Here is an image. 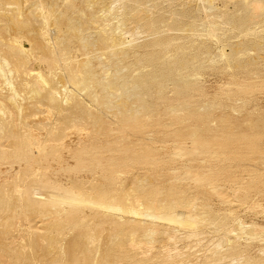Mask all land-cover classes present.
I'll list each match as a JSON object with an SVG mask.
<instances>
[{
    "label": "rangeland",
    "instance_id": "1",
    "mask_svg": "<svg viewBox=\"0 0 264 264\" xmlns=\"http://www.w3.org/2000/svg\"><path fill=\"white\" fill-rule=\"evenodd\" d=\"M125 1L0 0V71L5 70L2 75L7 74L8 80L5 76L1 80L0 74V106L7 111L13 109V115H19L20 139L40 134L42 130L60 131L56 137L65 139L63 132L70 128V123L76 127L85 121L83 109L74 107L75 101L71 98L74 97L90 108L89 125L95 136L105 141L102 153L89 154L86 163L66 174L26 171L12 177L18 176L19 183L24 178L39 177L56 182L86 175L90 178L86 186L99 189V195L106 194V203L124 209L119 214L114 212L110 217L114 220L108 221L92 214L39 215L35 225L39 222L38 228L42 231L33 236V241L14 250L0 245V255L4 257L0 264H204L207 258L205 263L215 259L208 264H234L233 261L264 264V83L251 79L249 47L253 41L249 40L248 28L240 29L234 20L247 14L245 8L242 13L234 14V4L242 0H214L219 7L225 1L230 2L227 11L231 10L225 19H229V24L217 30L211 27L210 14L204 12L199 0ZM130 2L142 3L138 8H145L138 12L135 4L131 10ZM124 3L127 10L122 6ZM110 8L111 13L105 11ZM132 11L148 18L159 15L170 23L177 19L182 30L148 35L141 23L127 24L131 17L128 13ZM124 18L128 20L123 21ZM202 20H208V24ZM166 25L162 24V30H167ZM111 29H116L119 40L122 34L120 42L127 43L123 47L131 52L120 69L110 62L112 52L107 47L112 45L99 43L94 37L89 43L84 41V37L97 36L101 30L108 34L115 32ZM139 32L142 34H136ZM144 36L148 39L159 36L167 43L160 47L147 46L154 39L148 41ZM258 42L264 44L262 40ZM143 43L146 47L141 46ZM155 56V66H160L163 58L170 61L171 80L156 69L143 88L112 86L113 80L122 87L135 78L143 79L141 74L127 72L130 61L137 62L139 57L146 66L147 60ZM261 56L264 63V53ZM72 62L82 64L74 68L70 66ZM26 67L31 69L25 70ZM33 69L44 75L47 82L37 74L32 75ZM121 69L122 75L128 73L124 80L115 78ZM73 73L78 77L76 80ZM6 82L13 88L6 87ZM162 82L160 93L156 84ZM63 99L69 102H62ZM253 101H258L259 107ZM63 106L72 108L65 112ZM11 120L16 123L13 116ZM101 127L105 130L98 133ZM95 158L102 161L95 163ZM12 188L13 184H8L5 189ZM156 206L166 208L162 213H180L186 218L191 216L190 212L193 218L199 215V224L177 226L136 217L130 212H152ZM83 209L97 208L85 206ZM225 217L230 218L227 223L222 222ZM9 221L2 222L0 229L10 236L19 234L29 224L22 216ZM242 222L255 227L243 232ZM160 224L164 229H157V226L162 228ZM147 227L160 233L151 236ZM229 227L238 230L229 235L226 231ZM213 253L220 255L215 258Z\"/></svg>",
    "mask_w": 264,
    "mask_h": 264
},
{
    "label": "bare ground",
    "instance_id": "2",
    "mask_svg": "<svg viewBox=\"0 0 264 264\" xmlns=\"http://www.w3.org/2000/svg\"><path fill=\"white\" fill-rule=\"evenodd\" d=\"M116 1V0H113ZM121 1V0H120ZM125 1V0H122ZM129 1V0H127ZM133 1V0H132ZM131 1V2H132ZM138 1V0H136ZM148 1V0H146ZM145 1V2H146ZM151 1V0H150ZM149 1V2H150ZM156 1V0H155ZM154 1V2H155ZM158 1V0H157ZM201 2L202 5V9L204 10V12H206V14L208 15V13L210 14L208 16V18H210V25L214 30H217L219 27L223 28V25H227L229 24V19L225 20L226 18H229V14L231 13V10L227 11V4L230 2L225 1V3L223 4V7H219L214 0H199ZM229 1V0H228ZM234 1V0H233ZM240 1V0H239ZM238 1V2H239ZM118 2V1H117ZM130 2V9L131 6L135 5L136 3L132 4ZM115 3V2H113ZM125 3L128 5V3L125 1ZM122 5L124 8H126L125 10H127V5ZM151 3V2H150ZM156 3V2H155ZM123 4V2H122ZM132 4V5H131ZM142 4V3H140ZM140 4H136L140 5ZM157 4H159L157 2ZM156 4V5H157ZM199 4V3H198ZM228 4V5H229ZM234 4V3H233ZM231 4V6L233 5ZM113 5V4H111ZM116 5H119L118 3ZM221 5V4H220ZM114 6V5H113ZM121 6V5H119ZM199 6V7H200ZM235 8L234 10V14L236 13H242L243 8H245V11L247 12V14H245V16H240L235 18L234 20H236L235 22H237L240 25V29L243 28H248L249 31V40L253 41L252 44L249 47V51L251 53V59H250V69L249 72L252 75V81L255 83H260L263 82L264 83V63L261 62L262 61V53H264V44H261L258 42V40H262L264 41V0H242L240 3H235L234 4ZM240 6V7H239ZM111 7V6H109ZM135 6H133L134 8ZM140 7V6H139ZM159 7V6H157ZM198 7V8H199ZM117 8V7H116ZM121 8V7H120ZM132 8V9H133ZM145 8V7H143ZM143 8H134L135 10H137L139 12V9H141L143 11ZM114 9V8H113ZM118 9V8H117ZM131 9V10H132ZM197 9V8H196ZM200 9V8H199ZM197 9V10H199ZM231 9V8H230ZM120 10V9H119ZM122 10V9H121ZM120 10V11H121ZM130 10V11H131ZM105 11H108L109 13H111L112 8L107 9ZM137 11H132L133 13H128V15H130L131 17L129 18V21L127 24H129V26H134L133 24H139L141 23V25H143L145 27V32L148 33V35H164L162 33H168V31H175V32H181V26H180V22L179 20L175 19L173 22H168L166 19H164L162 16L158 17V18H148L147 16L142 17L141 14H135V12ZM201 12V9H200ZM199 12V13H200ZM215 12V13H214ZM230 12V13H229ZM141 13V12H140ZM233 13V12H232ZM106 14V13H105ZM124 14V13H123ZM144 14V13H143ZM198 14V13H196ZM203 14V13H202ZM237 14V15H238ZM110 15V14H109ZM125 15V14H124ZM154 15V14H152ZM241 15V14H240ZM243 15V14H242ZM120 16V14H119ZM123 16V15H122ZM127 16V15H125ZM149 16V15H148ZM239 16V15H238ZM118 17V15L116 16ZM201 18V16H198ZM113 18V16H112ZM127 18V17H126ZM115 18H113L114 20ZM122 19V18H121ZM100 20V18H99ZM107 20V19H106ZM117 20V18H116ZM115 20V21H116ZM128 20V19H125ZM225 20V21H224ZM121 21V20H120ZM205 21V20H202ZM207 24H208V20ZM205 21V22H206ZM108 22H109V18H108ZM119 22V19H118ZM133 24H131V23ZM122 23V22H121ZM120 23V24H121ZM126 23V22H125ZM99 24V23H98ZM119 24V23H118ZM119 24V26H120ZM162 24L164 26V24H167V30H162L164 29L162 27ZM203 23H201L202 25ZM235 24V23H234ZM123 25V23L121 24ZM125 25V24H124ZM140 28L142 30L143 26ZM205 25V24H204ZM208 25V26H210ZM118 26V28H119ZM169 26V28H168ZM127 27V26H124ZM123 27V28H124ZM136 27V25H135ZM138 27V26H137ZM201 27V26H198ZM198 27H196V29H198ZM206 27V26H205ZM210 27V28H211ZM122 28V27H121ZM122 28V29H123ZM128 28V27H127ZM92 28H90L89 30H91ZM135 30V28H133ZM144 29V28H143ZM202 29V28H201ZM204 29V27H203ZM212 29V30H213ZM224 29V28H223ZM223 29L220 28V31ZM53 30V29H51ZM55 30V29H54ZM115 30V32H113ZM112 31L113 33L108 34V32L106 31H102L99 32V34L97 33V36H86L84 37V41L86 43H89V39L93 38L96 39L97 42L99 43H103L104 45H112L107 47L109 50H111V60L110 62L114 64V67L117 69H120V65L123 64L125 62V60H127V58L129 57V54L131 53L130 51H125L126 49H124L127 45L124 44V42H120L121 41V37L122 34H119L121 37L120 40L117 38L116 35V29H114ZM127 30V29H126ZM213 30V31H214ZM97 31V30H96ZM110 31V30H109ZM119 31V30H118ZM121 31V30H120ZM132 31V30H131ZM130 31V33H131ZM137 31V30H135ZM144 31V30H143ZM142 31V32H143ZM201 31V30H200ZM204 31V30H203ZM212 31V32H213ZM219 31V30H218ZM225 31V30H224ZM52 33V31H50ZM55 32V31H54ZM58 32V30H57ZM55 32V33H57ZM103 32V33H102ZM142 32L140 33H136V34H142ZM202 32V31H201ZM205 32V31H204ZM217 32V31H216ZM49 33V34H51ZM119 33V32H117ZM128 33V32H126ZM54 34V33H53ZM53 34L51 35L53 37ZM125 34V33H124ZM129 34V33H128ZM127 34V35H128ZM135 34V33H134ZM169 34V33H168ZM56 35V34H54ZM126 35V34H125ZM131 35V34H130ZM146 35L147 37H150ZM215 35V33H214ZM133 36V35H131ZM130 36V37H131ZM136 36V35H134ZM139 36V35H137ZM136 36V37H137ZM146 36H144L146 38ZM217 35H215L216 37ZM61 37V36H59ZM129 37V36H127ZM129 37V38H130ZM135 37V38H136ZM158 37V38H157ZM54 38V37H53ZM133 38V37H132ZM133 38V40L135 39ZM143 38V37H142ZM144 38V39H145ZM154 38H149L150 40L154 39V41L150 42L149 44H147V46H153V47H160V46H164L166 45L167 42H164L163 38H160L159 36H156ZM177 38V37H176ZM218 38V37H216ZM83 39V37H82ZM123 39H125V36L123 37ZM131 39V38H130ZM143 39V40H144ZM148 41L149 39L146 38ZM57 40V39H56ZM127 40V39H126ZM125 40V41H126ZM131 41V43H135L134 41H138V40H134ZM179 40V39H178ZM145 41V40H144ZM148 41H146V43H148ZM220 43V40H218ZM59 42V41H58ZM141 42V41H140ZM13 43V42H12ZM145 43V42H144ZM143 43L144 46L145 44ZM215 43V44H217ZM224 44V43H223ZM226 44V43H225ZM229 44V43H228ZM123 45H125V47H123ZM131 44L129 43V46ZM220 45V44H219ZM139 46V44H138ZM226 47V45H224ZM235 46V45H234ZM14 47V46H13ZM74 47V46H73ZM140 47V46H139ZM146 47V46H144ZM143 47V48H144ZM221 47V46H220ZM16 48V47H14ZM135 48V47H134ZM142 48V47H140ZM140 48H135V49H140ZM142 48V50H143ZM214 48V47H213ZM217 48V47H216ZM224 48V47H222ZM131 49V48H130ZM134 49V50H135ZM153 49V48H152ZM156 49V48H155ZM225 49V48H224ZM234 49V48H233ZM89 50V49H88ZM141 50V49H140ZM146 50V49H144ZM219 50V49H218ZM232 50V49H231ZM72 51V50H71ZM77 51V50H76ZM80 51V49H79ZM107 51V50H106ZM154 51V49L152 50ZM157 51V49L155 50V52ZM85 52V51H84ZM159 52V51H157ZM221 52V51H220ZM81 53V52H80ZM219 53V52H218ZM237 53V50H236ZM242 52L236 54V55H240ZM151 53H149L150 55ZM156 54V53H155ZM210 54V53H209ZM224 54H226L224 52ZM230 54L232 55V51L230 52ZM229 54V55H230ZM77 55V54H76ZM132 55V54H131ZM136 54H133V57L135 58ZM163 55V54H161ZM208 55V54H207ZM217 55V54H216ZM68 56V55H66ZM85 56V55H84ZM139 56V55H138ZM152 56V54H151ZM157 56V55H156ZM152 58L147 60V65L145 66V61L140 60L139 61V57H138V61L130 64L128 66L127 72L131 75L134 74H141L144 78H135V80L133 82L127 83L124 85H122V87H120L117 83L116 80H113L112 82V86L113 87H118V88H122V89H133V88H143L144 86L148 85L149 83V76L151 75V72L154 73L156 69H158L159 71H161L162 76L165 79L171 80V78L173 77L171 74V69H172V65H169L170 61L168 62L166 59L163 58L161 65L159 66H155L157 58ZM225 56V55H224ZM79 57V56H77ZM81 57V56H80ZM83 57V56H82ZM132 57V56H131ZM150 57V56H148ZM220 57V56H219ZM227 57V55H226ZM86 58V57H85ZM142 58V56H141ZM213 58V57H212ZM68 59V58H67ZM76 59V58H75ZM74 59V61H75ZM113 59H116V61H113ZM214 59H217L214 57ZM228 59V57L226 58ZM69 60H71V58H69ZM159 60V59H158ZM213 60V59H212ZM77 61V60H76ZM113 61V62H112ZM128 61V60H127ZM215 61V60H214ZM159 62V61H158ZM161 62V61H160ZM126 63V62H125ZM80 64H82L81 62H76V63H70L71 67H76L79 66ZM187 64V63H186ZM67 65V64H66ZM126 65V64H125ZM32 66V65H31ZM113 66V65H112ZM183 66V65H182ZM123 67V66H122ZM121 67V68H122ZM1 68V67H0ZM25 70H28L29 68H24ZM23 69V70H24ZM31 69V68H30ZM29 69V70H30ZM2 70V68L0 69ZM34 71H32V73L30 72V74L35 75L37 74L38 76H40V78H42L45 82L46 79L44 77V75H42L41 73L37 72L35 69H33ZM122 70V71H121ZM121 70H117V77H115L116 79H123L125 75H122L123 73V69ZM5 70H3L2 72L0 71V74L2 75V73ZM11 73V72H10ZM176 73V72H175ZM12 74V73H11ZM160 74V72H159ZM7 75V74H6ZM5 76L6 80L7 77ZM10 75V74H9ZM74 78L76 80V73H73ZM130 75V76H131ZM3 75L1 76V80L4 77ZM11 76V75H10ZM116 76V75H115ZM127 77V76H126ZM125 77V78H126ZM147 77V78H145ZM3 78V81L4 79ZM38 78V77H37ZM130 78V77H129ZM128 78V79H129ZM124 80V79H123ZM80 80L78 79V82ZM131 81V80H130ZM182 82H185L184 79L181 80ZM8 82V80H7ZM5 83L7 85L8 88L12 89L13 85H11L10 83ZM37 82V81H36ZM118 82V81H117ZM44 83V82H43ZM82 83V82H79ZM176 84H178V82H175ZM13 84V83H12ZM37 84V83H36ZM47 84V83H46ZM78 84V83H76ZM71 85V84H70ZM5 86V85H3ZM39 86V85H38ZM47 86V85H46ZM49 86V85H48ZM72 86V85H71ZM80 85H78L79 87ZM156 86L158 87V89L160 90V93H162L163 91L161 90L163 88V82L162 83H157ZM40 87V86H39ZM73 87H75L73 85ZM72 87V88H73ZM71 88V87H70ZM67 89V88H66ZM14 90V89H13ZM12 90V91H13ZM64 91V90H63ZM76 92V91H75ZM117 93V91H116ZM75 94V93H74ZM63 96V95H62ZM256 96V95H254ZM251 96V97H254ZM259 96V95H258ZM61 97V96H60ZM59 97V98H60ZM163 97V96H162ZM261 97V96H260ZM74 101H75V105L74 107H78V108H82L83 109V113H85V121L80 123L79 125H77L76 127H72L71 123H70V128H68L67 130H62L63 134H65V139H58L56 136H58V134H60V131H55V132H51V130H42L40 131V134H30V135H26L27 137H24L26 139H20V135L21 132H19V130L22 128L21 125H19V123L17 122V118L19 117V115H13V109L11 111H7L2 109V107L0 106V185H3L0 188V224L2 222H7L10 220V218L13 219H17L19 218V216L23 217V220L28 224V227L25 229L23 227L22 231L14 236H10L5 234V232L1 231L0 229V245L3 246V248H7V249H16L18 247H20L21 245H24L25 243L29 242V241H33L34 237L36 235V233H39L42 231V229L39 230V226L37 222V226L35 225V218H37V216L42 215V214H48L50 212H54V214H58V215H65V214H75V215H96L98 217H102L99 219H103V220H111L112 218L111 215H113L114 212H119L122 213V211H124V209L118 205H110L108 203H106L104 196L106 194H103V192H101V194L99 195L97 192L99 191V189H95V188H91L86 186V182L87 180H89L90 178H88L86 175L84 176H71V177H65V181H47L45 179L42 178H34V179H28V178H24L25 180H21L18 183V176L16 177H12L15 175H18L20 173H24L26 171H29L30 173L32 171L36 172L37 174L41 173V172H46V171H50V172H55V173H63L66 174L68 173L69 170L71 169H76L79 166H81L83 163H86L87 158L89 156V154H95V153H102V150L104 148L105 145V141H103V138H100L97 136H95L93 130L91 129V126L89 125V111L90 108L88 106H83V104L81 105V103L79 102V100H77L74 97H71ZM257 98V97H255ZM62 99V98H61ZM179 99V98H178ZM177 99V100H178ZM261 99V98H260ZM264 99V98H263ZM68 103L69 100L63 99L62 102ZM255 102V105L257 107H259L258 101H253ZM83 103V102H82ZM64 111L66 112L69 108L72 107H64ZM263 108V107H261ZM9 109V108H8ZM22 108H20L21 110ZM10 110V109H9ZM175 110V109H174ZM264 110V108H263ZM15 114V113H14ZM66 114V113H65ZM75 114V111H74ZM61 115V114H60ZM263 115V114H261ZM12 116L15 118L16 123H11V118ZM254 119V118H253ZM29 120V119H28ZM70 120V119H69ZM14 121V122H15ZM31 121V120H30ZM10 123V124H9ZM41 123V122H40ZM74 124V123H73ZM9 126V128L7 127ZM68 126V125H67ZM7 129H6V128ZM28 128V127H27ZM32 128V127H31ZM105 130V128L101 127L98 130V133H102ZM29 131V130H28ZM30 132V131H29ZM33 132V131H32ZM35 133V132H34ZM190 148V147H189ZM191 149V148H190ZM101 155V154H99ZM102 161V159L97 160V158L94 159V162L96 163H100ZM191 178V177H190ZM93 180V179H92ZM113 184L115 183V181L112 182ZM8 184H13V188L10 191H7L6 186ZM95 184V183H94ZM97 184V183H96ZM93 186V185H92ZM96 187V186H95ZM100 187V186H99ZM106 188H110L105 186ZM115 187V186H114ZM128 188V187H127ZM103 189V187H102ZM107 190V189H106ZM105 190V191H106ZM125 190V189H124ZM224 190V189H222ZM222 190L218 191L221 192ZM104 191V190H101ZM96 192V198H93L94 193ZM108 192V191H107ZM114 193V192H113ZM222 193V192H221ZM221 193H218L221 194ZM115 194V193H114ZM123 194V193H122ZM121 195V194H120ZM113 198H115V195L113 196ZM85 206H90L93 207L95 206V208L97 209H91V210H86L83 209ZM172 209V208H171ZM162 210H166V208L164 207H160V206H156L154 211L152 212H141V211H137V210H131V214H134L136 217L137 216H144V218L146 217L148 220H152L155 222H165V223H169V224H178V225H184V224H189L191 227H195L196 225H198V220L197 217L199 215H197L196 218L192 217L191 212L189 213L191 216L189 218H186L183 214L180 213H162ZM124 213V212H123ZM124 215V214H123ZM133 215V216H134ZM125 216V215H124ZM187 216V215H186ZM196 216V215H195ZM199 219V218H198ZM207 219V218H206ZM205 219V220H206ZM221 219V218H219ZM230 218H224L223 219V223H227L228 220ZM46 219H44L45 222ZM114 220V219H112ZM124 221V220H123ZM122 221V222H123ZM10 222V221H9ZM18 222V221H17ZM42 222V221H41ZM99 222V221H98ZM128 222V220H127ZM130 222V221H129ZM201 222V221H200ZM203 222V221H202ZM97 223V222H96ZM102 223V222H101ZM105 223V221L103 222ZM149 223V222H146ZM198 223V224H197ZM94 224V223H93ZM152 224V223H151ZM222 224V223H221ZM238 224V223H237ZM154 225V224H153ZM161 225V224H160ZM177 225V226H178ZM240 225V223H239ZM164 226V225H163ZM149 227V226H148ZM147 227V229H148ZM156 227V225H155ZM162 227V225H161ZM198 227V226H197ZM196 227V228H197ZM225 227V226H224ZM223 227V228H224ZM227 227V226H226ZM239 227V226H238ZM250 226H245V224L242 222L241 224V231H246L249 229ZM255 226H252L251 228H253ZM258 227V226H257ZM151 228V227H149ZM168 228V227H167ZM261 229H263L262 227H260ZM259 228V229H260ZM157 229H164L162 228H158ZM157 229H148L149 230V234L152 236H154L155 233H158L159 231ZM168 230V229H167ZM222 230V229H221ZM235 230H238L237 227ZM234 229H232L231 227H229L228 229H226L227 234L231 235L235 232ZM120 231V230H119ZM162 231V230H161ZM166 231V230H164ZM220 231V230H219ZM223 231V230H222ZM249 231V230H248ZM254 231V229L252 230ZM256 231V230H255ZM168 232V231H167ZM175 232V231H174ZM177 232V231H176ZM224 232V231H223ZM247 232V231H246ZM160 233V232H159ZM170 233V231H169ZM225 233V232H224ZM226 234V233H225ZM244 234V233H242ZM249 233H246L245 236H249ZM90 235V234H89ZM161 235V234H160ZM164 235V234H163ZM166 235V234H165ZM91 236V235H90ZM157 236V235H155ZM167 236V235H166ZM170 236V234H169ZM244 236V237H245ZM33 237V238H32ZM251 237V236H250ZM113 238V237H112ZM249 238V237H248ZM4 239L9 242L4 243ZM238 239V238H237ZM91 240V239H90ZM117 240V239H116ZM141 240V239H140ZM231 240V239H229ZM92 241V240H91ZM90 241V242H91ZM225 241V240H224ZM228 242V241H227ZM232 242V241H229ZM235 241H233V244ZM251 242V241H250ZM30 243V242H29ZM203 243V242H202ZM221 243V242H220ZM132 244V242H131ZM135 244V243H134ZM144 244V243H143ZM224 243L220 244L223 245ZM108 245V244H107ZM199 245V244H198ZM228 245V243H227ZM248 245V242H247ZM94 246V245H93ZM217 247L218 244H217ZM2 248V249H3ZM109 248V246H108ZM121 248V246L119 247ZM64 249V247H63ZM102 250V249H101ZM109 249H107L108 251ZM119 250V249H118ZM65 251V250H64ZM106 251V252H107ZM111 251V250H109ZM108 251V252H109ZM121 251V250H120ZM222 250H220L218 253H220ZM90 252V251H89ZM100 253V252H99ZM164 253V252H162ZM167 253V252H166ZM217 253V252H216ZM215 254L214 257L216 258V256L220 255V254ZM264 254V253H263ZM165 255V253H164ZM163 255V256H164ZM181 255V254H180ZM98 256V255H97ZM162 256V255H161ZM160 256V257H161ZM169 256V254H168ZM193 256V255H192ZM201 256V255H200ZM197 257V256H196ZM199 257V256H198ZM209 257V256H208ZM212 257V256H210ZM232 257V256H230ZM93 258V257H92ZM91 258V260H93ZM97 258V257H96ZM105 260V257H103ZM112 258V257H111ZM130 258V257H129ZM171 258V257H170ZM225 258V255H224ZM234 258V257H233ZM4 260V257L0 255V260ZM99 259V258H98ZM135 259V258H134ZM163 259V258H162ZM168 259V258H167ZM198 259V258H197ZM210 259V258H209ZM226 259V258H225ZM230 259V258H227ZM235 259V258H234ZM233 259V260H234ZM101 260V259H100ZM107 260V259H106ZM141 260V259H140ZM139 260V261H140ZM151 260H155L156 259H151ZM170 259H168L169 261ZM196 260V259H195ZM208 261V258L206 259ZM205 260V261H206ZM213 260L215 262V259H210ZM209 262H212L210 261ZM232 260V261H233ZM90 261V260H89ZM102 261V260H101ZM109 261V260H108ZM116 261V260H114ZM119 261V260H118ZM124 261L127 260H121L122 263H124ZM148 262V260H145ZM160 261V260H159ZM172 261V260H170ZM205 261H203L204 264H208L209 262L205 263ZM220 261V260H219ZM218 261V262H219ZM223 261V260H221ZM240 261V260H239ZM130 263V261H128ZM142 262V261H141ZM152 262V261H151ZM174 262V261H173ZM231 262V261H230ZM234 264L235 261H233ZM231 262V263H233ZM102 263V262H101ZM106 262H104L105 264ZM110 263V262H109ZM140 263V262H139ZM145 263V262H144ZM172 263V262H171ZM169 263V264H171ZM188 263V262H187ZM193 262H190V264ZM213 263V262H212ZM240 263V262H239ZM237 263V264H239ZM244 263V262H243ZM112 264V263H111ZM116 264V263H115ZM132 264V263H131ZM196 264V262H195ZM229 264V263H228ZM241 264V263H240Z\"/></svg>",
    "mask_w": 264,
    "mask_h": 264
}]
</instances>
